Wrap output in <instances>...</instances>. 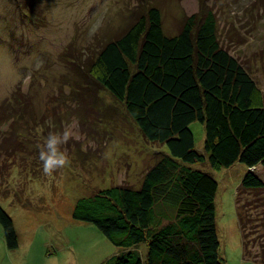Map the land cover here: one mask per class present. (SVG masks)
Instances as JSON below:
<instances>
[{"label": "rangeland", "instance_id": "1", "mask_svg": "<svg viewBox=\"0 0 264 264\" xmlns=\"http://www.w3.org/2000/svg\"><path fill=\"white\" fill-rule=\"evenodd\" d=\"M201 5L214 12L219 41L264 94V0H0V206L18 237L9 249L0 224V264H105L121 251L92 223L76 219L75 205L108 186L139 187L168 150L141 134L89 75L88 63L148 7L160 10L164 33L174 35ZM49 122L56 130L71 122L83 136L64 146L70 164L46 175L38 145ZM190 129L207 158L204 126L194 121ZM191 166L217 182L222 263L259 264L243 258L235 207L246 165L213 169L206 159ZM253 170L264 181V165ZM134 248L144 259L147 245Z\"/></svg>", "mask_w": 264, "mask_h": 264}, {"label": "trees", "instance_id": "2", "mask_svg": "<svg viewBox=\"0 0 264 264\" xmlns=\"http://www.w3.org/2000/svg\"><path fill=\"white\" fill-rule=\"evenodd\" d=\"M88 73L149 142L168 150L139 187L108 186L77 201L73 216L122 248L105 264H223L217 182L191 166L206 159L213 169L248 168L235 193L242 255L264 264V181L253 170L264 165V94L219 41L214 12L201 5L166 35L160 10L148 7L99 46ZM194 121L204 126L207 158L196 149ZM0 224L7 247L16 249L13 221L1 206ZM142 242L144 259L134 248Z\"/></svg>", "mask_w": 264, "mask_h": 264}, {"label": "clouds", "instance_id": "3", "mask_svg": "<svg viewBox=\"0 0 264 264\" xmlns=\"http://www.w3.org/2000/svg\"><path fill=\"white\" fill-rule=\"evenodd\" d=\"M83 133L79 129L78 125L71 122L66 124L61 130H56L55 125L49 122V131L46 136L43 137V143L38 145L39 160L42 162V169L44 174L51 175L57 169L64 168L70 164V159L67 153L65 145L70 140L80 142ZM89 147L93 146L89 142Z\"/></svg>", "mask_w": 264, "mask_h": 264}]
</instances>
